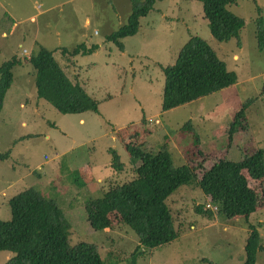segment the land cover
Listing matches in <instances>:
<instances>
[{"label": "rangeland", "instance_id": "obj_1", "mask_svg": "<svg viewBox=\"0 0 264 264\" xmlns=\"http://www.w3.org/2000/svg\"><path fill=\"white\" fill-rule=\"evenodd\" d=\"M235 2L228 9L245 22L240 44L214 39L199 1L161 0L139 19L134 34L123 37L121 51L106 35L126 21L130 0H0V63L13 56L20 60L11 68L0 109V221L9 219L7 199L32 186L64 211L71 245L94 243L103 258L114 253L116 264H241L249 224L264 246V175L247 177L259 205L246 218H221L196 184L214 161H238L264 147V47L258 50L255 40L257 16L264 27V0ZM191 35L201 37L226 69L235 71L237 81L162 111V68L174 62ZM80 43L98 48L85 55L62 54L63 47ZM39 46L53 51L66 77L97 102L96 111L61 114L37 98L26 57ZM124 144L168 150L176 166L193 169L194 181L179 185L166 199L177 231L170 242L133 251L138 238L115 212L103 230L87 220L86 201L135 176ZM112 152L123 165L120 171L111 166ZM10 180L15 181L7 184ZM11 255L0 251V264ZM255 264H264V249Z\"/></svg>", "mask_w": 264, "mask_h": 264}, {"label": "trees", "instance_id": "obj_2", "mask_svg": "<svg viewBox=\"0 0 264 264\" xmlns=\"http://www.w3.org/2000/svg\"><path fill=\"white\" fill-rule=\"evenodd\" d=\"M157 1L161 0H130L126 21L108 33L106 40L112 41L123 51V37L138 30L139 19L153 10ZM196 1L201 3L202 16L215 40L237 39L240 44L239 32L245 22L228 9V5L236 3L235 0ZM255 40L258 50H261L264 47V27L262 18L258 16L255 18ZM97 48V44L86 47L80 43L70 50L63 47L62 54L85 55ZM26 60L34 71L33 85L37 98L48 101L61 114L97 110V102L84 87L66 77L53 51L39 46ZM15 64H20V60L14 56L0 63V109L12 80L11 68ZM162 70V111L231 86L237 81L235 71L226 69L225 63L197 35H191L174 62ZM248 102L249 99L238 110L236 119L243 116ZM142 146H123L135 176L126 182L114 184L100 197L89 199L84 205L87 220L95 230L109 227V213L115 212L138 238V246L133 251L138 250L139 245L155 247L177 236L166 199L179 185L194 181L193 169L185 164L176 166L168 150L152 151ZM112 156L111 166L120 171L123 165L115 152H112ZM263 175L264 147H261L238 161L226 158L214 161L201 171L196 184L215 205L216 213L221 218L232 219L238 215L246 218L259 205L247 185V177ZM76 182L82 185L79 180ZM7 204L9 219L0 221V251H10L12 255L3 264H116L119 260L114 253H111L109 260L103 258L94 243L71 245L70 223L64 211L54 199L44 196L34 187L16 192L7 199ZM196 209L200 210V207ZM204 212L212 214L209 208ZM263 249L258 230L249 224L241 264H255L257 252ZM130 256L133 262L134 252Z\"/></svg>", "mask_w": 264, "mask_h": 264}, {"label": "crops", "instance_id": "obj_3", "mask_svg": "<svg viewBox=\"0 0 264 264\" xmlns=\"http://www.w3.org/2000/svg\"><path fill=\"white\" fill-rule=\"evenodd\" d=\"M79 122H83L84 123V120L82 118H79ZM81 176H82L84 181L89 179V175H88V173L86 171H81ZM14 181L10 180V181L7 182V184H11Z\"/></svg>", "mask_w": 264, "mask_h": 264}]
</instances>
